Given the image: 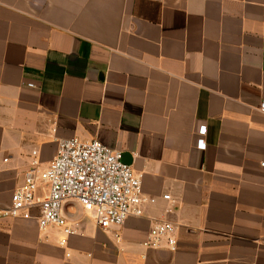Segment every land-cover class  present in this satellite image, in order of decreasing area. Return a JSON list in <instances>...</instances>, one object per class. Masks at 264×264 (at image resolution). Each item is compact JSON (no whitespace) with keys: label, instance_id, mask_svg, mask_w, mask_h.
<instances>
[{"label":"crops","instance_id":"crops-1","mask_svg":"<svg viewBox=\"0 0 264 264\" xmlns=\"http://www.w3.org/2000/svg\"><path fill=\"white\" fill-rule=\"evenodd\" d=\"M262 99L264 0H0V210L62 138L121 151L155 198L119 230L64 202V246L0 217V264H264ZM155 219L175 250L142 247Z\"/></svg>","mask_w":264,"mask_h":264},{"label":"built area","instance_id":"built-area-1","mask_svg":"<svg viewBox=\"0 0 264 264\" xmlns=\"http://www.w3.org/2000/svg\"><path fill=\"white\" fill-rule=\"evenodd\" d=\"M259 110L264 113V99ZM206 126L198 128L196 146L206 149ZM33 151V155H36ZM264 167V163L261 164ZM46 184L48 191L38 194L40 185ZM163 199L171 201L170 194ZM68 200L81 204L92 211L97 225L103 229L121 228L131 214L142 215L144 203H154L155 198L142 192L140 176L132 166L123 161L121 151L106 146L99 140L62 138L58 140L56 155L46 169H41L34 160L24 172V182L11 195V203L0 210V217H35L41 229L56 226L63 231L60 244L77 232L69 226L62 213V205ZM170 211V210H168ZM176 224L170 220L155 219L146 238L141 242L145 249L177 248ZM121 239L119 232L115 234Z\"/></svg>","mask_w":264,"mask_h":264}]
</instances>
